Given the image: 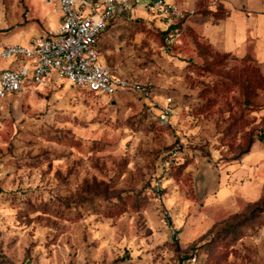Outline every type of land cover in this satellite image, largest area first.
I'll use <instances>...</instances> for the list:
<instances>
[{"label":"rangeland","instance_id":"374dc122","mask_svg":"<svg viewBox=\"0 0 264 264\" xmlns=\"http://www.w3.org/2000/svg\"><path fill=\"white\" fill-rule=\"evenodd\" d=\"M55 8L0 0V46L51 31ZM190 15L168 27L142 2L101 38L102 63L150 99L58 78L0 99V264H264V143L245 154L264 84Z\"/></svg>","mask_w":264,"mask_h":264},{"label":"built area","instance_id":"2783aa9c","mask_svg":"<svg viewBox=\"0 0 264 264\" xmlns=\"http://www.w3.org/2000/svg\"><path fill=\"white\" fill-rule=\"evenodd\" d=\"M58 7V28L32 38L27 46H0V60L11 66L0 72V99L58 78L71 85L106 97L132 91L151 98L146 85L116 77L101 61L98 41L111 19L121 11L143 2L144 8L159 15L168 27L184 16L178 0H41ZM179 36L175 30L166 37L172 45ZM172 100L160 108L161 125H171Z\"/></svg>","mask_w":264,"mask_h":264},{"label":"crops","instance_id":"0c3cea01","mask_svg":"<svg viewBox=\"0 0 264 264\" xmlns=\"http://www.w3.org/2000/svg\"><path fill=\"white\" fill-rule=\"evenodd\" d=\"M179 2L181 9L191 14L187 25L195 29L209 45L238 60L251 58L264 77V0H220L227 15L216 24L211 16L194 14L198 0ZM55 9L59 26L61 13L58 7Z\"/></svg>","mask_w":264,"mask_h":264},{"label":"trees","instance_id":"16d2710c","mask_svg":"<svg viewBox=\"0 0 264 264\" xmlns=\"http://www.w3.org/2000/svg\"><path fill=\"white\" fill-rule=\"evenodd\" d=\"M211 1L210 0H198V3L195 7V14H200V15H206V16H211L212 19H213V23L216 24L218 23L220 20L224 19L227 15L226 11L224 10L220 0H217V2H215L214 5H211L210 3ZM135 5H133L132 7H134ZM128 10H125V11H121L120 13L117 14L116 17H119L120 15L126 13ZM115 18L111 19L110 22L108 23L105 31L101 34L100 38H99V41H98V47H99V52L101 54V51H100V41H101V38L102 36L104 35V33L108 30V28L113 24V21H114ZM174 27H171V29H173ZM170 32H172L171 30H167L166 31V34L168 35ZM167 37V36H166ZM209 45V44H208ZM211 46V45H209ZM224 54V53H223ZM226 56H230L228 54H224ZM231 57V56H230ZM240 61H251L252 63H255L251 58L249 57H245L243 58L242 60ZM256 65V68H257V72H258V76H259V79L261 81V84H264V77L262 76L261 72H260V69L258 67V65L255 63ZM51 81V80H50ZM73 86V85H72ZM75 87V86H74ZM80 89V88H79ZM82 91H85L91 95H94V96H97V97H106V96H103V95H99V94H96L92 91H88V90H85V89H81ZM123 93V92H121ZM120 94V93H118ZM256 142H259V143H264V123H263V127L262 129L260 130L259 132V136L254 140L252 139L248 145H247V149L245 151V154H248L249 151H250V148L252 147V145H254Z\"/></svg>","mask_w":264,"mask_h":264}]
</instances>
